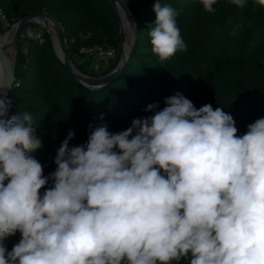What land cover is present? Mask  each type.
Segmentation results:
<instances>
[{
    "label": "clouds",
    "instance_id": "1",
    "mask_svg": "<svg viewBox=\"0 0 264 264\" xmlns=\"http://www.w3.org/2000/svg\"><path fill=\"white\" fill-rule=\"evenodd\" d=\"M200 3L212 13L217 0ZM153 11V54L186 51L178 13L160 0ZM11 103L0 96V264H264V118L237 135L221 107L178 92L119 133L90 124L86 145L69 147V130L45 177L36 121L4 119Z\"/></svg>",
    "mask_w": 264,
    "mask_h": 264
},
{
    "label": "trees",
    "instance_id": "2",
    "mask_svg": "<svg viewBox=\"0 0 264 264\" xmlns=\"http://www.w3.org/2000/svg\"><path fill=\"white\" fill-rule=\"evenodd\" d=\"M127 1L138 6L137 40L120 74L102 88L90 89L78 81L55 53L44 28L33 33V38H19L16 78L5 96L12 103L4 119L32 114L42 147L30 155L43 165L45 177L55 171L57 150L69 130L75 132L69 147L86 145L90 124L93 130L106 124L109 132L119 133L131 127L133 119L162 110L166 98L178 92L196 109L205 104L221 107L233 117L237 135L264 118V6L246 0L240 8L230 0H217L214 12L208 13L200 0H160L162 6L178 13L177 27L187 45L186 51L161 61L152 52L149 36L156 0ZM43 11L60 24L65 50L73 62L75 56L86 58L82 46L108 45L116 48L117 57L103 74L118 64L120 31L109 0H0V33L3 17L11 27ZM150 104L157 108L146 112ZM51 185L49 181L41 195ZM20 239L17 232L3 244L11 251ZM179 264L188 261L182 259Z\"/></svg>",
    "mask_w": 264,
    "mask_h": 264
},
{
    "label": "water",
    "instance_id": "3",
    "mask_svg": "<svg viewBox=\"0 0 264 264\" xmlns=\"http://www.w3.org/2000/svg\"><path fill=\"white\" fill-rule=\"evenodd\" d=\"M109 1L111 5L113 6L115 12L117 13L116 15H117L118 24H119L120 39H121V43L123 44L122 27H121V23L119 19L118 8H117V5L113 2V0H109ZM121 8L126 12L130 20L131 30H132L131 31V41H130L129 46L126 49L124 45H122L123 47H122L121 57L118 61V64L110 72L100 75L99 77L87 75L79 71V69L76 67V65L71 60V58L69 57V55L67 54L65 50L60 24L56 21V19L53 16H51L46 11L36 13V14H29L25 16L24 18H22L21 20L14 23L13 24V26L15 27L14 42L16 43L15 45H17L18 33L26 21L30 20L31 18L35 16H42V17L50 18L55 23L57 41L60 43L61 47H63V54L60 55L56 49V45H55V42L51 34L46 29L47 27H45V30L49 33V36L51 38L52 48L54 49L57 56L61 59V61H63V64L72 72V74L78 79V81L82 83V85L90 89H99V88H102L108 85L116 76L120 74L128 58L130 57L132 50L134 49L133 47L135 46V43L137 40V35H138L137 34V31H138L137 16L134 15V13L130 10L129 6L126 3L123 2L121 5ZM0 59H2L5 62V64H7L9 67V74H8L9 77L7 78L5 83L0 85V96L5 97L8 95L16 77H15V66L11 67L9 65L7 56L1 46V43H0Z\"/></svg>",
    "mask_w": 264,
    "mask_h": 264
},
{
    "label": "bare ground",
    "instance_id": "4",
    "mask_svg": "<svg viewBox=\"0 0 264 264\" xmlns=\"http://www.w3.org/2000/svg\"><path fill=\"white\" fill-rule=\"evenodd\" d=\"M113 2L117 5L118 8L119 19L122 27L123 45L126 49L131 41V40L126 41V37H125L128 31L127 28L128 27L131 28L130 20L126 12L121 8V5L124 2V0H113ZM30 20L39 22L40 24H42V26L47 27L46 29L51 34L55 42L58 53L62 55L63 47H61L60 43L57 41L55 23L50 18L42 17V16H35ZM14 32H15V27H13L11 30H9L4 34L0 33V43L7 56L9 65L11 67H14L16 63L15 43L13 41ZM9 36L11 38V42L9 44H6L5 39H7ZM8 74H9L8 65L5 64V62L2 59H0V85L6 82L7 78L9 77Z\"/></svg>",
    "mask_w": 264,
    "mask_h": 264
},
{
    "label": "rangeland",
    "instance_id": "5",
    "mask_svg": "<svg viewBox=\"0 0 264 264\" xmlns=\"http://www.w3.org/2000/svg\"><path fill=\"white\" fill-rule=\"evenodd\" d=\"M124 2L129 6L130 10L134 13V15H136V10H137V3L133 2V1H127L124 0ZM34 25V26H33ZM2 34L8 32L9 30L12 29V27H14L13 25L11 27H9L5 22L2 21ZM42 27L45 29V27L42 26V24H40L39 22L33 21V20H28L26 21L22 28L20 29L19 33H18V38H17V44L19 41V38H23L24 39L28 36V30H31L33 33H36L39 31V28ZM127 33H126V41L127 40H131V28H127ZM125 32V30H124ZM13 41H14V37H13ZM11 42V38L10 36L5 39V43L9 44ZM15 43V42H14ZM64 43V40H63ZM16 44V43H15ZM123 44L121 43V50H120V56L119 59L121 57V52H122V46ZM65 47V44H64ZM17 51V45H15V52ZM118 59V61H119ZM74 64L76 65V67L79 69V71L87 74V75H91V76H100L103 75V72L105 70H107L111 65L112 62L109 64H104V63H98V62H92V61H88L86 58L80 59L78 56L74 57Z\"/></svg>",
    "mask_w": 264,
    "mask_h": 264
},
{
    "label": "built area",
    "instance_id": "6",
    "mask_svg": "<svg viewBox=\"0 0 264 264\" xmlns=\"http://www.w3.org/2000/svg\"><path fill=\"white\" fill-rule=\"evenodd\" d=\"M3 21L9 26V22L3 17ZM83 55L92 62L109 64L117 57V50L114 46L95 45L81 48Z\"/></svg>",
    "mask_w": 264,
    "mask_h": 264
}]
</instances>
